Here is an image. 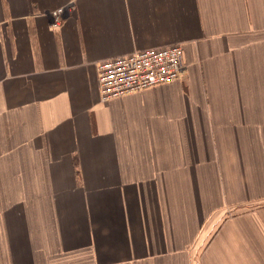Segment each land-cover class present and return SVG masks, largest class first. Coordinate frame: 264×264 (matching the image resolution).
Wrapping results in <instances>:
<instances>
[{
  "label": "crops",
  "instance_id": "1",
  "mask_svg": "<svg viewBox=\"0 0 264 264\" xmlns=\"http://www.w3.org/2000/svg\"><path fill=\"white\" fill-rule=\"evenodd\" d=\"M171 44L182 80L100 98ZM0 264H264V0H0Z\"/></svg>",
  "mask_w": 264,
  "mask_h": 264
},
{
  "label": "built area",
  "instance_id": "2",
  "mask_svg": "<svg viewBox=\"0 0 264 264\" xmlns=\"http://www.w3.org/2000/svg\"><path fill=\"white\" fill-rule=\"evenodd\" d=\"M65 8L52 12L56 20ZM59 20V19H58ZM100 98L107 101L131 92L182 80L185 64L180 44L135 50L96 66Z\"/></svg>",
  "mask_w": 264,
  "mask_h": 264
},
{
  "label": "rangeland",
  "instance_id": "3",
  "mask_svg": "<svg viewBox=\"0 0 264 264\" xmlns=\"http://www.w3.org/2000/svg\"><path fill=\"white\" fill-rule=\"evenodd\" d=\"M246 209H241L239 211H232V210H229L227 211V213L225 214L226 217H230V216H234L236 214H241L243 211H245Z\"/></svg>",
  "mask_w": 264,
  "mask_h": 264
},
{
  "label": "bare ground",
  "instance_id": "4",
  "mask_svg": "<svg viewBox=\"0 0 264 264\" xmlns=\"http://www.w3.org/2000/svg\"><path fill=\"white\" fill-rule=\"evenodd\" d=\"M151 88V87H150ZM137 93V92H136Z\"/></svg>",
  "mask_w": 264,
  "mask_h": 264
}]
</instances>
